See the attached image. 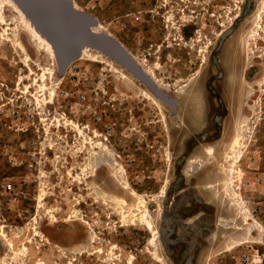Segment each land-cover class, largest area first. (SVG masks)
Returning <instances> with one entry per match:
<instances>
[{
  "label": "rangeland",
  "instance_id": "1",
  "mask_svg": "<svg viewBox=\"0 0 264 264\" xmlns=\"http://www.w3.org/2000/svg\"><path fill=\"white\" fill-rule=\"evenodd\" d=\"M74 1L134 57L133 71L117 64L132 79L81 55L64 73L56 62L44 82L40 67L54 62L6 6L0 232L14 248L0 238V264H264V237L240 217L248 210L264 227V0ZM44 86L58 87L52 100ZM15 109L44 121L17 131ZM238 135V163H226ZM232 168L241 177L227 192ZM137 195L156 246L135 214L121 216L116 199L134 204ZM125 231L132 253L112 238Z\"/></svg>",
  "mask_w": 264,
  "mask_h": 264
},
{
  "label": "water",
  "instance_id": "2",
  "mask_svg": "<svg viewBox=\"0 0 264 264\" xmlns=\"http://www.w3.org/2000/svg\"><path fill=\"white\" fill-rule=\"evenodd\" d=\"M37 31L52 45L59 71L80 58L85 48L97 51L133 71L135 62L120 43L105 34H94L96 21L76 11L66 0H13Z\"/></svg>",
  "mask_w": 264,
  "mask_h": 264
},
{
  "label": "bare ground",
  "instance_id": "3",
  "mask_svg": "<svg viewBox=\"0 0 264 264\" xmlns=\"http://www.w3.org/2000/svg\"><path fill=\"white\" fill-rule=\"evenodd\" d=\"M66 1L70 2L74 6L76 11L83 12V10L78 6V4L74 0H66ZM262 5L264 6V2L262 3ZM6 6L10 7L16 13V15L19 17L21 23L23 24V26L26 28L30 38L34 42H36L38 44V46H39V49L44 51V53L47 54V56L51 59V61L54 62V65L51 66V67H42V66L40 67V70L43 73L42 80L44 82L48 81V80H54L55 76H56V71H55L54 67H55V63L57 62V58H56V54L54 52V49H53L52 45L46 40V38H44L37 31L35 25L24 15L22 10H20V8L14 3L13 0H0V26H2V27L6 26V19H5V16H4V11H5ZM263 13H264V11H263ZM258 27H259V25H258ZM100 30L102 32H100ZM8 31H9V29H5L4 28L3 29V33L1 34V36L3 37V40H5V41H10L9 37H8L9 36ZM92 31H93L94 34H100V33L102 34L103 32H106L105 27H103L102 25H98L97 26V30L96 29H92ZM15 45L27 54V57H25L26 58L25 62L27 64H29V62L31 61V58H30L25 46L19 40L15 42ZM120 46L122 48H124V46L121 43H120ZM124 49L127 51L126 48H124ZM128 54H129V56H131L130 53H128ZM84 57L87 58L88 60H90L93 63H101V64L105 63V64H107V66L112 68L113 72L115 71L118 74H120L119 77H121V79H124L125 81L132 79L131 76L127 72H125L115 62H113L111 59H109L108 57H106L105 55H103L100 52L91 50L90 48H85L83 50V52H82V58H84ZM131 58L134 60V57L131 56ZM140 66L144 69L145 73L149 76V79L151 81H153L155 84L159 85L157 79L152 75V73L149 70H147L146 68H144V66L142 64H140ZM36 82L37 81L34 80V83H36ZM29 88L30 87L27 86L25 91H28ZM42 88L44 90H46V91L48 90L50 92V95H51L50 100L53 99V97L56 94V90L58 89L57 86H54V88H52V89H49L48 86H44ZM42 88H41V90H42ZM144 93L147 96L150 97V100H154L153 96L150 93H148L147 91H144ZM228 147H229V153L227 155H225L224 161L226 163L237 164L238 160H239L240 151H241V149L243 147L242 136L241 135L236 136L232 140V142L230 143V145ZM208 154L213 156L215 154V151L210 149L208 151ZM120 171L124 173L123 169H121ZM235 174H237L239 177H241V171L240 170L233 169V168L230 169L229 170V174H228V178L223 183V187L225 188V190L227 192H231L235 188L233 186L234 181H233V177H232ZM161 193L162 194L165 193V189L164 188L162 189ZM43 198H44L43 194L40 195L39 198H38L39 208H41V203L43 202ZM116 200H117V203L122 207V213H121L122 214L121 215L122 218L125 220L126 218L130 217V214L128 213V211L132 212V214H135L136 217H137L136 218L137 221L142 226H144L152 235V239L149 240V244L153 245V246H156L157 232H156V229H155V227L153 225V222L151 220V216H150V211L148 209L147 200L144 197L138 196V195H137V197L135 199V203L134 204H130L127 201H124L122 199H116ZM233 202L238 204V201L234 200ZM249 214H250L249 211L246 210L244 212H241V216H240L244 220V225L247 227V231L253 232V231L256 230L257 232H259V234L261 236L264 237V227H262L260 224H257V226L256 225L254 226L253 224H251V217H250ZM256 222L257 221H255V223ZM0 238L3 239V240H6L8 242V246L10 248H14V244L11 241L7 240V236L5 235V233H1L0 232ZM23 249H25V248H23ZM24 252H25V250H24ZM99 253L102 254L103 251L99 250ZM152 255L155 257V259L157 261L163 262L162 259H160L159 257H156V253H153ZM129 264H131V261H130Z\"/></svg>",
  "mask_w": 264,
  "mask_h": 264
},
{
  "label": "built area",
  "instance_id": "4",
  "mask_svg": "<svg viewBox=\"0 0 264 264\" xmlns=\"http://www.w3.org/2000/svg\"><path fill=\"white\" fill-rule=\"evenodd\" d=\"M0 81H1L0 86L2 87V89L3 88L7 89L8 87H6L5 83H3V78L1 77V75H0ZM0 100L3 101L2 99H0ZM85 102H86V97L82 96L80 98V105L85 104ZM3 107H4V105H2L1 108H3ZM18 110L19 109L14 110L13 118H12L13 121H16L19 123L17 126V128H18L17 131L24 132L25 131L24 127L26 124L33 125V124H36L37 122L42 123L44 121V119L41 117L40 113H38L36 111L34 112V111L29 110V111L25 112L22 116L21 111H18ZM0 113L2 114V113H4V111L0 110ZM22 118L25 120V122H22ZM38 131L39 130H36L35 132L38 133ZM35 145H36L35 143H32V145L30 146V149L33 150V154L32 153L30 154L31 155V161L33 163H37V154L34 151ZM12 188H13L12 184L7 183L5 185V190H7V189L11 190Z\"/></svg>",
  "mask_w": 264,
  "mask_h": 264
},
{
  "label": "flooded vegetation",
  "instance_id": "5",
  "mask_svg": "<svg viewBox=\"0 0 264 264\" xmlns=\"http://www.w3.org/2000/svg\"><path fill=\"white\" fill-rule=\"evenodd\" d=\"M165 7V6H164ZM108 139L106 138L105 139V141L106 142H108L107 141ZM99 234L101 235V234H103L102 232H99ZM112 238H113V240L115 239V240H119V242H120V244L123 246V248H125L127 251H129L130 253H132V243H131V238L128 236V233L125 231V232H123V233H121V235H119V234H117L116 233V235H112ZM97 239H98V245H103L104 244V242H105V240L103 239V238H100V237H97ZM110 243V242H109ZM98 252V251H97ZM100 255H102V254H100ZM180 257L181 258H179L178 259V261L179 262H181L182 260H183V258H182V255L180 254ZM76 261V260H75ZM118 261H119V264H121L122 263V260H121V256H120V259H118ZM195 261V260H194ZM130 262V261H129ZM129 262L128 261H125L124 262V264H129ZM186 262V261H185ZM69 264H72V263H69ZM113 264H115V263H113ZM192 264H193V260H192Z\"/></svg>",
  "mask_w": 264,
  "mask_h": 264
}]
</instances>
